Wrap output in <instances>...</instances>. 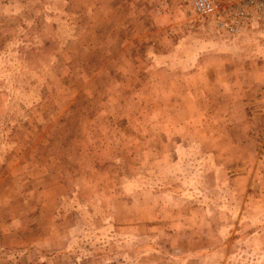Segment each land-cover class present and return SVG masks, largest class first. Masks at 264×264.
Listing matches in <instances>:
<instances>
[{
	"label": "rangeland",
	"instance_id": "1",
	"mask_svg": "<svg viewBox=\"0 0 264 264\" xmlns=\"http://www.w3.org/2000/svg\"><path fill=\"white\" fill-rule=\"evenodd\" d=\"M0 264H264V32L0 0Z\"/></svg>",
	"mask_w": 264,
	"mask_h": 264
},
{
	"label": "built area",
	"instance_id": "2",
	"mask_svg": "<svg viewBox=\"0 0 264 264\" xmlns=\"http://www.w3.org/2000/svg\"><path fill=\"white\" fill-rule=\"evenodd\" d=\"M196 13L217 30L240 35L249 28L264 32V0H191Z\"/></svg>",
	"mask_w": 264,
	"mask_h": 264
}]
</instances>
